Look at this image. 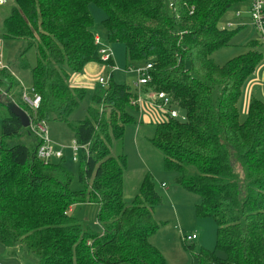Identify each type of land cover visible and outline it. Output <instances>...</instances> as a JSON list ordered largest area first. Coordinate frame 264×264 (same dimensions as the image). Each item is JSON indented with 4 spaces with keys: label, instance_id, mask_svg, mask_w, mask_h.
Masks as SVG:
<instances>
[{
    "label": "trees",
    "instance_id": "1",
    "mask_svg": "<svg viewBox=\"0 0 264 264\" xmlns=\"http://www.w3.org/2000/svg\"><path fill=\"white\" fill-rule=\"evenodd\" d=\"M0 39L21 41L10 67L29 70L33 92L40 96L35 111L21 99L22 88L8 68H0V244L35 256V264H167L150 242L158 230L153 214L164 202L151 174L126 203L123 195L125 154L113 155L125 126L136 121L128 108L139 95L164 92L184 119L165 118L155 125L151 142L163 153L172 183L199 196L197 216L217 226L212 250L184 248L196 264H264V101L252 96L246 117L239 120L237 103L248 78L262 59L259 42L223 64L212 54L228 46L239 28L220 20L244 0H7ZM105 14L102 24L110 43L124 46L128 65L144 66L150 81L132 90L110 75L97 85L83 120L71 116L84 98L73 87V75L96 59V35L89 5ZM35 50V63L27 52ZM136 75V74H135ZM137 78V77H136ZM136 81V80H135ZM14 102L32 123L63 122L74 140L85 145L76 168L60 159L41 160L43 140L7 108ZM141 115L157 117L143 104ZM159 116V115H158ZM23 129L34 141L14 144ZM48 136V133H47ZM49 139V136H48ZM51 144L52 141L49 139ZM99 205L95 232L69 214L78 203ZM11 253V252H10Z\"/></svg>",
    "mask_w": 264,
    "mask_h": 264
},
{
    "label": "rangeland",
    "instance_id": "2",
    "mask_svg": "<svg viewBox=\"0 0 264 264\" xmlns=\"http://www.w3.org/2000/svg\"><path fill=\"white\" fill-rule=\"evenodd\" d=\"M250 1V0H249ZM11 2L0 5V31L3 19L9 14ZM243 11L244 8L237 9ZM226 13L220 20L224 26L227 23V17L236 15V11ZM90 14L93 17L91 31L97 35V49L95 58L101 59L99 48L105 47L111 53L113 65H106L97 60L89 62L83 72L89 75V81L83 84L86 90L84 98L74 111L71 119L83 120L87 115L88 106L92 105V96L97 90V77H107L108 73L113 72V79L119 83H126L132 90L136 87L135 72L132 70L134 65H128L125 60L124 46L121 43H110L106 37V30L102 24L105 18L104 12L94 4L89 5ZM245 26L232 27L239 28L228 46L216 50L212 58L216 63L223 64L227 60L245 53L248 49V43L251 41L259 42V51L262 53V59L258 63L252 78L255 79L249 89L243 87L242 96L237 103L239 120L243 121L246 117L247 105L250 97L255 96L264 101V42L260 40L259 33L252 24L250 16L247 18ZM226 22V23H225ZM21 41H3L1 43L2 63L8 67L20 82L23 90L29 99L34 98V92L31 87L30 72L23 70L16 72L10 67L15 55L22 49ZM27 61L32 66L35 63V50L30 49L27 54ZM112 67L116 70H112ZM141 89V88H140ZM2 90V91H1ZM1 93L5 96V88L0 86ZM249 93V94H248ZM144 94H142L143 97ZM249 95V96H248ZM136 121L135 124L125 126L123 138L115 141L112 146L113 155L125 154L126 168L123 175V197L126 203L131 202L132 198L138 194L141 182L146 174H151L160 193L163 195L164 202L154 208L153 214L155 220L160 223L158 230L150 237V242L158 247L164 254L167 264H196L195 258L184 248V244H192L194 249L205 248L212 250L216 243V223L208 217L197 216L195 205L199 201V196L195 193L187 192L181 187L172 183L173 173L168 172L163 166L162 151L151 142L154 134L156 122L165 118V113L157 110V117L150 116L146 122L144 118L147 115H141L140 109L133 110L128 108ZM184 113L179 110V119ZM159 115V116H158ZM49 139L56 148H62L65 165L74 170L76 163L72 161L71 146L74 140L72 129L63 122H47L45 124ZM1 136V121H0ZM37 136V135H36ZM13 143H21L29 146L34 138L27 134L23 129L22 134L13 138ZM164 181L166 187L162 188L159 181ZM99 205L95 202L78 203L71 207L69 214L72 217L84 222L95 232H99L101 227L97 222V213ZM190 233L197 235L196 239L187 241L184 239ZM11 252V253H10ZM35 256L19 251L18 246L7 248L0 244V264H35Z\"/></svg>",
    "mask_w": 264,
    "mask_h": 264
},
{
    "label": "built area",
    "instance_id": "3",
    "mask_svg": "<svg viewBox=\"0 0 264 264\" xmlns=\"http://www.w3.org/2000/svg\"><path fill=\"white\" fill-rule=\"evenodd\" d=\"M7 2V0H0V5H3ZM242 11L237 10L236 15H240ZM247 12L251 18L252 24L259 33L260 40L264 42V0H250ZM98 42V37L96 38V43ZM1 43L0 40V68H5L2 63V54H1ZM99 53L101 54V61L106 62L111 58L110 51L105 48H99ZM112 66V65H111ZM151 67L150 63H147L144 66H134L132 70L136 74V81L134 82V86L136 88H140L143 84H146L150 81V75L148 74V69ZM112 70H115L112 67ZM112 72V71H111ZM111 72L108 73L107 77L98 76L97 84L100 87H105L108 84L109 77ZM2 91V90H1ZM0 91V92H1ZM6 94V92H5ZM34 98L29 99L23 90L21 93L22 101L27 104V106L32 110L33 113L37 110L40 103V96L34 93ZM137 103L140 106V110L142 111L143 104L151 107L152 109L161 110L164 113H167L171 117H179V113L176 109L171 107V99L164 92L157 93H148L146 97L138 96L132 104ZM184 115L181 116V119H184ZM30 129L35 133L40 139L43 140V143L37 149V157L41 160L48 161L50 159H60L63 156L62 148H56L48 139L47 130L45 128V124L43 122L32 123L30 119ZM80 150H84L87 153V148L85 145H79L75 141L72 143L71 152H72V160L75 161ZM163 185V184H162ZM196 238V234L192 233L184 237L185 240L190 241Z\"/></svg>",
    "mask_w": 264,
    "mask_h": 264
},
{
    "label": "crops",
    "instance_id": "4",
    "mask_svg": "<svg viewBox=\"0 0 264 264\" xmlns=\"http://www.w3.org/2000/svg\"><path fill=\"white\" fill-rule=\"evenodd\" d=\"M248 4H249V0H244L241 4H238V5H235V6H233L230 10H228L226 13H228V12H231V11H235V10H237V9H241V8H244V10L241 12V14L240 15H237V16H234V18H232V17H227V20H226V24H225V26H227V27H229V28H232V27H241V26H245L246 25V23L248 22L247 21V17L249 16V14H248V12H247V7H248ZM226 13L224 14V15H226ZM222 20V19H221ZM220 26L221 27H223L224 25L222 24V23H220ZM96 38H97V35H96ZM1 40V39H0ZM2 41V40H1ZM4 67H6V66H4ZM6 68H8V67H6ZM116 70V69H115ZM15 71L16 72H21V71H23V70H16L15 69ZM255 72V71H254ZM253 72V73H254ZM12 74L14 75V76H16L15 75V73L14 72H12ZM111 75H112V77H113V72H111ZM253 75V77H254V74H252ZM89 75L87 74V73H85V72H80V73H78V74H75V75H73L72 76V78H71V80H70V84H71V86H73V87H83V84H85L86 82H88L89 81ZM255 81V79L254 78H252L250 81H246V84L244 85V87H246V89L248 90L249 89V87L253 84V83H255L254 82ZM21 88H22V86H21ZM249 94V93H248ZM249 96V95H248ZM251 98V97H250ZM145 120H146V122H148L150 119L149 118H144ZM163 184V185H162ZM159 185H160V187H166V185H165V182L162 180V181H159ZM190 234H192V233H190ZM190 234H188V235H190ZM196 238H197V235H196ZM195 238V239H196Z\"/></svg>",
    "mask_w": 264,
    "mask_h": 264
},
{
    "label": "water",
    "instance_id": "5",
    "mask_svg": "<svg viewBox=\"0 0 264 264\" xmlns=\"http://www.w3.org/2000/svg\"><path fill=\"white\" fill-rule=\"evenodd\" d=\"M7 108L10 110L12 114L16 115L19 118L22 127L26 128L30 126L29 115L23 108H21L12 101L7 103Z\"/></svg>",
    "mask_w": 264,
    "mask_h": 264
}]
</instances>
